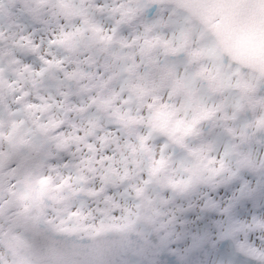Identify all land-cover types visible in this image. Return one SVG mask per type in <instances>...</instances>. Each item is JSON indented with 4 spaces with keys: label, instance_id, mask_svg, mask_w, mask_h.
Listing matches in <instances>:
<instances>
[{
    "label": "bare ground",
    "instance_id": "1",
    "mask_svg": "<svg viewBox=\"0 0 264 264\" xmlns=\"http://www.w3.org/2000/svg\"><path fill=\"white\" fill-rule=\"evenodd\" d=\"M139 3L140 0H0V35L3 36L0 40V69H2L0 77L8 81L15 80L20 90L26 93L20 101L14 102V98L19 94L16 85L11 91L0 89L1 120L4 124L18 122V127L13 132L20 130L17 133L18 143L14 151L2 150V139H0V152L6 154L0 159V171L16 168L18 160L26 157L21 161V168L25 176L31 179L37 163L39 174L42 175L47 162L51 161L53 166L48 167L49 170L54 168L63 177L67 176L68 188L73 190L71 195L61 200V204L58 205H62L63 209L66 207L68 211L81 212L86 209L92 216L88 219L92 221H96L102 215L97 211L98 209L107 208V215H117V210L108 208L107 203L103 201L105 194H109L112 200L124 206L134 202L131 189L127 185L138 184V178L144 175L149 153L154 157L156 146L164 139L159 132L150 131L143 141V144L148 146L149 153L138 146L136 137L142 136L147 128L144 119L149 109L145 108V103L149 98L153 95L157 96V100L152 101L151 104L155 107L163 102L164 111H167L170 105L175 109L173 116H180L181 111L186 116L189 111L187 105L192 103V100L181 92L165 98L163 91L156 85L162 68H172L174 72H179L183 68L185 72H189L195 62L185 64L181 53H162L158 46L150 49L141 48L139 53L137 51L142 36L160 34L166 37L169 32L174 33L181 22L179 15H169L167 5L148 3L143 8H139ZM93 5L100 7L94 8ZM165 17H167L166 21ZM157 18L164 23L158 22ZM208 19L213 22L211 18ZM93 27L100 31L93 32ZM73 28L79 29L78 34L72 31ZM109 29H112L109 40L96 39L98 35L108 32ZM59 32H68L71 35L62 44H46L52 34ZM25 35L30 44L37 45L35 51L27 47L17 48L10 43L16 41L17 37ZM130 37L136 39L130 40ZM217 37L220 44L235 56L248 63H254L228 48L218 27ZM202 42L197 39L195 29L189 31L188 48ZM19 43L23 45V41ZM37 55L44 59L57 60L58 66H48L39 76L35 73L21 72L20 77L17 78L16 72L21 64H28L32 69L42 66ZM146 60H151L153 67H149ZM198 63L207 67L217 64L218 61L213 54L201 57ZM219 63L222 65L223 62ZM233 66L236 65L229 62L228 67L220 66L216 71L228 74L227 79L231 81ZM69 70H72L71 74L64 76L63 73ZM236 70L240 73L241 79H246L249 75V69L244 64L236 66ZM125 84L139 85L137 95L132 96L127 93ZM164 84L166 86L167 81H164ZM190 87L195 89L194 94L202 103L207 104L216 99L214 95H208L195 83ZM219 95L223 97L222 104L225 105L222 110L227 114L229 108L226 105L232 101L236 90L226 87ZM252 95L264 98V83L258 81ZM125 96L128 98L123 99ZM24 103L46 104L47 107L43 110L39 107L24 109L22 107ZM258 111V107L254 106L249 110L244 106L230 120L221 119L217 112H213L210 118L198 122L191 134L181 137V141L192 147H203L207 143L208 155L213 154L214 150L218 151L222 144L236 141L233 148L237 153H247L255 159V155L264 146V132L243 128L240 129L242 135L237 138L229 137L223 129L225 126H232V130L236 131L242 121L248 120ZM116 114L120 115V120L116 119ZM128 116H139V120H127ZM49 120L53 122V127L43 133L36 129V123H45ZM2 130L0 128V131ZM172 135L175 136L176 133L173 132ZM20 140H29L37 146L36 151L28 152L26 146L19 143ZM58 144L63 146L58 147ZM162 152L168 153V162L158 169L154 173V179L145 185L144 192L148 196H153L157 191L160 195L165 194L166 189L157 187L160 178L164 176L174 178L182 174L178 165L182 164L185 158L176 144L167 141ZM122 170L124 176L117 179ZM241 174L246 175V173ZM13 178L11 180L4 177L3 182L0 183V206H2L0 207V239L10 234L9 221L6 217L17 210L11 203L7 190L9 186H14L13 190L19 187L15 177ZM212 179L218 181L214 186L218 196L222 186L227 187L233 182V177L226 172L220 176L213 175ZM98 185L102 186V192L95 196L87 195L83 191L87 188H96ZM66 191H60L59 194L64 195ZM206 195L212 196V190ZM223 195H227V192L225 191ZM197 198L198 192L194 190H186L183 195V199L186 200ZM54 200H44L47 206L43 211L51 217L54 213ZM175 202L174 196L171 203ZM168 206L166 202L160 206V209L163 210ZM240 207L243 210L237 209L233 213L234 219L243 218L246 222L248 214L253 213L256 219L264 222V206L258 209L250 208L245 201ZM190 214L186 213V215ZM187 218L191 219V217ZM179 227L181 226L173 225V228ZM183 227L191 230L188 225ZM207 228L208 231H212L210 225ZM18 231L19 229H12L11 234ZM241 231L244 232L245 241L257 247L264 244V238H261L264 237V229L249 227ZM132 237L133 233H129L128 239L131 240ZM233 238L239 240L240 232L233 233ZM209 239L214 243L211 246L205 243L200 249L194 250L190 264H214L217 256L222 261L225 259L224 256H220V251L226 241H216L213 236H209ZM168 246L171 247V244ZM152 258L157 264H169L172 259L164 251L156 252ZM138 259L140 257L133 256L127 249L117 250L113 264H134ZM230 259L233 264H251L238 253H233ZM0 264H15V257L3 243H0Z\"/></svg>",
    "mask_w": 264,
    "mask_h": 264
},
{
    "label": "snow or ice",
    "instance_id": "2",
    "mask_svg": "<svg viewBox=\"0 0 264 264\" xmlns=\"http://www.w3.org/2000/svg\"><path fill=\"white\" fill-rule=\"evenodd\" d=\"M236 2L237 0H219L223 6ZM148 3L167 5L169 15H179L181 22L175 32H169L166 37L160 34L142 36L137 51L139 53L141 48L150 49L158 46L162 53H181L185 64L195 62L189 72H185L183 68L179 72H174L172 68H162L156 85L163 91L165 98L176 92L186 94L192 100V103L187 105L189 108L187 115L185 116L181 111L180 116H173L174 108L169 105L167 111H164L163 102L153 107L151 102L157 100V96L153 95L149 98V101L145 103V108L149 109L144 119L147 128L142 136L136 137L138 146L149 153V148L143 144V141L150 131L159 132L164 139L156 146L154 157L149 153L144 175L138 178V184L127 185L131 189L134 202L124 206L112 200L109 194H105L103 201L107 203L108 208L116 209L117 215H107V208L98 209L97 211L102 215L96 220L95 225L91 223L81 225L80 220L83 216L77 210L67 211V208H65L63 221L53 224L54 217L46 215L43 211V208L47 206L44 203L45 199L64 200L71 195L73 190L68 189L67 176L60 177L58 183L51 184L49 176L39 174L37 163L36 171L29 179L21 168V161L26 157L18 160L16 168L0 171V183L3 182L4 177L9 179L15 177L16 184L19 185L15 190H13L14 186H9L7 189L10 201L17 210L11 216L6 217L9 221L10 234L0 239V243L9 248L15 257V264H113V257L117 250L124 249L130 251L133 256L140 257L134 264H157L152 257L159 251H164L172 258L169 264H190V257L194 250L200 249L205 243L209 246L214 243L209 236H213L216 241H226L220 251V256H224L225 259L222 261L217 256L214 264H233L230 259L233 253H238L251 264H264V244L257 247L245 241L244 232L241 231L249 227L264 229V222L256 219L253 213L248 214L246 222L243 218H233V213L237 209L243 210L240 205L245 201L250 208L258 209L264 206V146L253 159L247 153L235 151L233 144L236 141L222 144L220 149L214 150L211 155L206 154L209 150L207 143L203 147H192L181 141V137L191 134L195 130V125L210 118L213 112H217L221 119L230 120L244 106H247L249 110L254 106L258 107L259 111L251 115L248 120L242 121L236 131L232 130V126H225L223 130L229 137L237 138L242 135L240 129L243 128H249V131L264 132V98L252 95L257 82L264 83V65L248 63L220 44L217 37L218 21L210 22L208 17L202 15V10L206 7L203 0H140L138 7L143 8ZM93 7L98 8L100 5H93ZM157 20L164 23V21H159V18ZM166 20L167 17H165ZM192 29H195L197 39L203 42L188 48L187 36ZM72 31L78 34L79 29L73 28ZM92 31L99 32L100 30L93 27ZM111 33L112 29H109L108 32L98 35L96 39L107 41ZM70 35L71 33L68 32L54 33L46 44H62ZM2 39L3 36L0 35V40ZM135 39L136 37H130V40ZM20 41H23V45L19 43ZM10 43L17 48L27 47L31 51H35L37 47L29 43L26 35L17 37L16 41H10ZM213 54L218 61L217 64L206 67L198 63L201 57ZM37 59L41 61V67L32 69L28 64H21L16 72L17 78L20 77L21 72L35 73L39 76L46 71L48 66H58L57 60L44 59L39 55ZM220 61L223 62L222 65ZM229 62L236 66L244 64L249 69L248 77L241 79L236 66L231 69L233 74L231 81L227 79L228 74L216 71L217 67H228ZM146 63L149 67H153L151 60H146ZM71 71L64 72L63 75L69 76ZM164 81H167L166 86ZM193 83L208 95H214L216 99L207 104L202 103L194 94L195 89L190 87ZM13 85H16L15 80L6 81L0 77V89L11 91ZM226 87L236 90V95L226 105L229 108L227 114L222 110L225 105L222 104L223 97L219 95ZM124 88L127 93L135 96L139 85L125 84ZM16 91L19 94L14 98V102L20 101L26 95L20 90L19 85H16ZM127 98L125 96L123 99ZM22 107L24 109L39 107L43 110L47 105L24 103ZM120 118V115L116 114V119L120 120ZM126 119L139 120V116H128ZM17 123H13L9 134L17 127ZM53 126L51 120L35 125L41 133ZM173 132L176 133L175 136L172 135ZM0 139H7L2 131H0ZM167 141L174 142L183 153L184 162L178 165L179 172L182 174L174 178L168 176L160 178L157 187L166 189L165 194L160 195L157 191L153 193V196H148L144 192L145 185L149 184L154 179V173L168 162V153L162 152ZM19 143L25 145L28 152L37 149V146L29 140H20ZM57 146L62 147L63 145L58 144ZM5 155L0 152V159ZM108 171L112 170L108 169ZM225 172L233 177V182L227 187L222 186L218 196L214 191V186L218 181L213 180L212 177L213 175L220 176ZM241 173H246V175ZM123 176L122 170L117 179ZM61 189L68 190L64 195H60ZM186 190L197 191L198 198L183 199ZM209 190H212V196L206 195ZM83 191L87 195L95 196L102 192V186L98 185L96 188H87ZM225 191L227 195H223ZM174 196L176 202L171 203ZM166 202L169 206L161 210L160 206ZM186 213L191 214L186 215ZM213 216L215 218H211ZM68 220L72 221V226L58 227L59 224ZM173 225L181 227L173 228ZM183 225H188L191 230L189 231ZM208 225L212 228L211 232L208 231ZM12 229H19V231L11 234ZM235 232H240L239 240L233 238ZM129 233H133L131 240L128 239ZM169 244L171 247L168 246Z\"/></svg>",
    "mask_w": 264,
    "mask_h": 264
},
{
    "label": "rangeland",
    "instance_id": "3",
    "mask_svg": "<svg viewBox=\"0 0 264 264\" xmlns=\"http://www.w3.org/2000/svg\"><path fill=\"white\" fill-rule=\"evenodd\" d=\"M6 81H8V80H6ZM12 87H14V85ZM7 106H9V105L7 104ZM5 108H6V106H5ZM3 110H6V109H3ZM6 115H7V113H6ZM14 123H16V122H14ZM12 125H13L12 122H8L7 124H4V122H2V120H1V113H0V128L3 129L2 131L5 134V136L7 137V139H2V143H1V147H2L1 149L4 150L5 152L10 151L12 149L14 151V149H16V144L18 143L17 133H19L20 130L18 129V130L14 131V132L12 131L13 134H9L10 129H12ZM17 127L15 129H17ZM11 137H12V139H11ZM49 166H51V167L53 166L51 161L47 162L46 168L44 167V173L42 175L49 176L51 178V184H56V183L59 182V178L63 177V176L60 175V173H58V171L56 169H54V168L52 170L50 169L51 172H49L50 171L49 168H48ZM6 167L8 168V166H6ZM12 179H14V178H11V180ZM68 189H63V190H61V192L64 191V190H68ZM60 202H61V200H56V199L53 201L54 213H52V217L56 216V218L54 217V219H53L54 220L53 221L54 224H56L57 221H63L64 216H65V209H63L62 205H58ZM63 206H64V204H63ZM61 210L63 212H61ZM67 211H68V209H67ZM79 213L83 216V219L80 220V224L81 225H87L89 223L95 225V223H96L95 220L92 221V220L88 219V217H92V216H90V212L89 211H87L86 209H83ZM65 226H68V227L72 226V221L68 220V221H65L64 223L58 225V227H65Z\"/></svg>",
    "mask_w": 264,
    "mask_h": 264
}]
</instances>
